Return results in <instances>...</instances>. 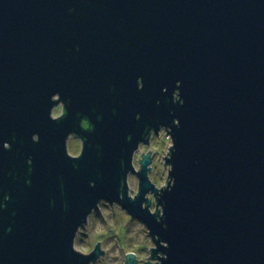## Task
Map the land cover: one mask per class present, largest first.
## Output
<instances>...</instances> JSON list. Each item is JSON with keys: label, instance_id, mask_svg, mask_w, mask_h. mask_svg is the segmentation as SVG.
<instances>
[{"label": "water", "instance_id": "water-1", "mask_svg": "<svg viewBox=\"0 0 264 264\" xmlns=\"http://www.w3.org/2000/svg\"><path fill=\"white\" fill-rule=\"evenodd\" d=\"M57 92L68 114L54 122ZM161 125L175 141L167 228L141 208L152 151L136 201L126 186L119 199L121 160ZM72 134L86 137L78 160ZM101 198L151 230L145 264L156 247L163 264H264V0H0V264L97 263L99 241L88 257L71 242Z\"/></svg>", "mask_w": 264, "mask_h": 264}, {"label": "clouds", "instance_id": "clouds-1", "mask_svg": "<svg viewBox=\"0 0 264 264\" xmlns=\"http://www.w3.org/2000/svg\"><path fill=\"white\" fill-rule=\"evenodd\" d=\"M137 85H138V89L140 90L143 89L142 77L137 78ZM180 86H181V82L177 81L176 87L172 92L171 100L173 104H179L182 106L184 104V100L181 96ZM164 91L166 92L167 89L165 88ZM50 102L52 104V107L49 110L50 120L54 122H58L68 114V110L66 107L67 101H64L61 99V95L59 92L54 93L50 97ZM136 119L137 120L140 119L139 114H137ZM84 121H87L89 125L86 131H89V132L93 131L94 125H92L91 122L87 118L82 119L81 124ZM172 124L176 128H179L180 127L179 119L174 118L172 121ZM171 133H172V127H169L166 125L159 126L158 132L154 128L146 126L142 139L136 143L135 148L131 151L130 159L127 162H125L124 160H121L120 162L122 169L127 168L130 165V170H127L123 178H121L120 180L119 199L123 200L125 198L124 189L126 186L127 198L135 202L141 191V187L139 186L140 181H141L140 174L145 171L144 166H143L144 160L146 157H148L149 152L152 151L153 142L156 139L166 138L167 144L165 148V156L162 158V163L165 166L162 172V178L158 176V179H160V182L159 183L155 181L153 182V184L155 185L154 186L155 192L150 191V195L145 194L144 200L147 203L141 204V208L146 209L149 214L155 216L156 222L161 223L164 228H167V224L164 223V220L166 219L165 212H164V205L159 203L158 201L160 200V198L162 197L165 191H171L175 185V178L170 175V173L174 170L173 164L167 162L172 159V153L175 150V141ZM31 139L33 142H39V139H40L39 134L34 133ZM79 139H80L79 151L70 154L67 151L66 146H65V153L69 159L78 160L82 158L84 148H85L86 137L79 136ZM127 139L131 140V137L129 136ZM145 141H147V144L145 143ZM65 145H66V139H65ZM3 149L10 150L11 149L10 143L4 142ZM27 163L31 165L32 163L31 158L28 159ZM73 167L78 168V165L74 164ZM29 171H31V168L29 169ZM145 175L146 177H150L152 175H156V173L154 170L153 172L146 171ZM28 183H30V181H28ZM153 184L151 185L153 186ZM90 186L94 187L95 186L94 182H90ZM61 188H63V185H61ZM152 196H154L155 198V210H153L149 206ZM4 199L8 200L10 199V197L5 196ZM115 206H116L115 201H109L103 198L99 199L97 203L95 204V207L89 210L82 224H85V223L91 224L93 217L95 216L97 212H99L100 215H102L104 219L108 221L109 226H112V221L108 220V217L110 215V208L115 207ZM3 207L4 205L0 204V208H3ZM82 224L77 225L76 227V230H75L72 242H71V248L75 253L80 254L83 257H88L89 252L91 251V248L80 243V232L83 230L81 228ZM150 231L151 230L148 227L145 230L144 225H139L137 229L134 230V233H133L134 242L132 243L131 246L124 248V255H132V256H135L138 260L144 261L146 259V256L145 254L139 252L138 249L140 246V242L144 240V236L150 233ZM105 233H106L105 226L99 223V221H96L95 228L90 229L88 232V240L90 242H95L97 237H100L101 235ZM155 239L160 241V245L163 248L167 249L169 247L168 243L161 240L158 235L155 237ZM99 242L101 244L102 251L107 253L109 255V258H111L112 256L119 257L121 255L119 249H117L115 252L111 251L113 247L112 243L105 244L103 240H100ZM154 251H156V255L153 256L152 258V264H163V262L168 260L169 257L166 252L158 251L157 247L155 248ZM89 264H93V261L89 260ZM116 264H119V261H116Z\"/></svg>", "mask_w": 264, "mask_h": 264}, {"label": "rangeland", "instance_id": "rangeland-1", "mask_svg": "<svg viewBox=\"0 0 264 264\" xmlns=\"http://www.w3.org/2000/svg\"><path fill=\"white\" fill-rule=\"evenodd\" d=\"M166 144V138L156 139L153 142L152 152L154 153V160L152 163L151 172H153L154 170L156 173V175L150 176L153 182H160L158 176L162 178V172L165 167L162 163V158L165 156ZM71 148L74 150V152H76L79 151L80 145L78 143L71 142ZM152 200V209L155 210V199L153 198V196ZM115 205V207L110 208V215L108 217V220L112 221V226H109L108 221L105 220L99 212H97L93 217L91 224H86V226L83 227V230L80 232V243L90 247L91 251L94 250V248L98 244V241L100 240H103L105 244L112 243V252H115L117 249L120 250L121 255L119 257L112 256L111 258H109V255L105 253V255L100 257V259L95 264H116V261H119V264H125L127 255H124V248L131 246L134 242V230L137 229L139 225H144L140 220L133 219L131 215L120 205ZM96 221H99V223L105 226L106 233L101 235L100 237H97L95 242H90L88 240V232L90 229L95 228ZM144 228L146 230L145 225ZM153 246L154 242L150 234L148 233L144 236V240L140 242V246L138 249L139 252L145 254L146 256V259L144 261H140L141 264H145V261H149L150 247Z\"/></svg>", "mask_w": 264, "mask_h": 264}, {"label": "flooded vegetation", "instance_id": "flooded-vegetation-1", "mask_svg": "<svg viewBox=\"0 0 264 264\" xmlns=\"http://www.w3.org/2000/svg\"><path fill=\"white\" fill-rule=\"evenodd\" d=\"M66 106H67V104H66ZM84 118H87V119H88L87 116L82 117V119H84ZM82 119H81V120H82ZM88 120H89V119H88ZM81 125H82V127L85 128V129H87L88 126H89L88 123H87V121L82 122ZM71 142H75V143H78V144L80 145V139H79V136L76 135V134H72V135L69 137V139H68V150H69V153H70V154L75 153L74 150L71 148ZM76 152H77V151H76Z\"/></svg>", "mask_w": 264, "mask_h": 264}]
</instances>
